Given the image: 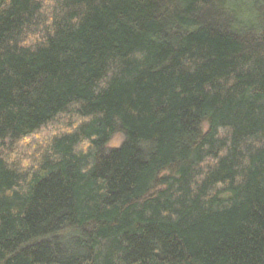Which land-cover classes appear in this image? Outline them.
Wrapping results in <instances>:
<instances>
[{
    "label": "trees",
    "instance_id": "16d2710c",
    "mask_svg": "<svg viewBox=\"0 0 264 264\" xmlns=\"http://www.w3.org/2000/svg\"><path fill=\"white\" fill-rule=\"evenodd\" d=\"M0 264H264V0H5Z\"/></svg>",
    "mask_w": 264,
    "mask_h": 264
},
{
    "label": "rangeland",
    "instance_id": "374dc122",
    "mask_svg": "<svg viewBox=\"0 0 264 264\" xmlns=\"http://www.w3.org/2000/svg\"><path fill=\"white\" fill-rule=\"evenodd\" d=\"M44 137L43 136H38V140H41V139H43ZM123 142H124V137H123V135H121V134H118V135H116V136H114L111 140H110V142L108 143V145H107V148L108 149H115V148H119V147H121V145L123 144Z\"/></svg>",
    "mask_w": 264,
    "mask_h": 264
},
{
    "label": "water",
    "instance_id": "95a60500",
    "mask_svg": "<svg viewBox=\"0 0 264 264\" xmlns=\"http://www.w3.org/2000/svg\"><path fill=\"white\" fill-rule=\"evenodd\" d=\"M4 1L5 0H0V9L2 8Z\"/></svg>",
    "mask_w": 264,
    "mask_h": 264
}]
</instances>
